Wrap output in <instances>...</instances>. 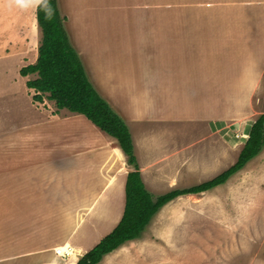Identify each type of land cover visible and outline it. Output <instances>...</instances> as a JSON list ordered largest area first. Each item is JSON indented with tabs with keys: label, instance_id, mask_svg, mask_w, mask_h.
Here are the masks:
<instances>
[{
	"label": "crops",
	"instance_id": "0c3cea01",
	"mask_svg": "<svg viewBox=\"0 0 264 264\" xmlns=\"http://www.w3.org/2000/svg\"><path fill=\"white\" fill-rule=\"evenodd\" d=\"M30 1L36 15L41 0ZM236 1L231 0L228 7L221 3L223 8L218 10L223 11L225 20L219 23L212 21V25L223 24L225 27L219 29L215 45L222 42L227 45L226 52H223L226 66L219 54L221 52L217 51L220 46L211 50L209 33L206 35L204 29L200 31L194 26V32L199 36H193L195 41L192 42L196 47L198 39L202 49L195 50L197 53L188 60L191 64L197 55L193 67L186 71L171 69L172 59L179 58V54L188 57L179 53V43L175 41L179 38V19H176L173 24L176 31L173 38L170 37L175 54H165V60L158 62L164 67L163 71H126V75L120 71L114 77L98 79L102 89L96 86L94 78H89L100 95L127 121L142 179L149 191L153 189L154 193L161 195L182 189L179 182L187 173L193 176L196 169L201 178L208 179L213 174L211 172L217 171V174L228 169L234 164L230 152L234 153L236 146L244 145L254 115L260 113L253 109L251 100L258 86L261 87V81H264V64L256 66L259 56L252 46L264 44V14H261L264 13V3H252L253 13L260 11L261 16L254 20L259 19L256 24L261 28L250 23L254 21L250 19L254 16L251 14L245 18L249 22L248 27L237 29L232 26L233 22L242 20H233L237 17L234 12L247 2L236 4ZM22 2L26 4L28 1ZM151 2L136 0L128 6L124 4L123 9L134 15V21L126 25L139 29L136 36L140 42L150 39L144 34L153 35L149 17L153 10L160 12L154 23L161 30L166 28L164 23L168 20L165 12L173 7L179 8V4L152 7ZM200 8L206 9V12L211 9L206 6ZM206 22L196 21L202 28ZM95 25L100 26L98 22ZM216 28L218 30L219 27ZM188 61L184 60L185 63ZM145 66L148 67V64ZM188 71H197V74ZM233 71H236L235 78L231 76ZM237 71H246L249 78L246 75L240 79ZM92 74L97 76L98 72L91 71ZM257 106L256 101L254 107ZM179 110L188 115L183 117ZM248 112L252 113L245 115ZM79 115L78 118L74 116L77 120H62L64 124L59 129L64 128L63 132L50 122L51 125L44 131L46 134L41 136V142L36 140L37 134L33 138L31 130L17 135L16 132V147L13 144L11 148H0V264H76L83 252L90 250L121 220L126 202L124 175L127 176L128 169H131L127 156L113 137L98 129L84 115ZM51 117L55 116L51 114ZM232 120L240 125L237 136L232 133L235 129L229 126ZM188 128H192L191 133L193 136L196 134V138L186 144L178 143L179 135L184 138L182 134ZM240 136L245 138L240 139ZM193 150L203 158L194 161L190 153ZM245 167L231 178L239 182L236 195L244 194L247 198L248 193H252L247 192L248 186L251 188L253 185L246 178L248 172ZM160 170L164 173H158ZM226 183L205 192L223 188ZM164 184L171 189L162 192ZM191 195L195 193L177 196L170 202ZM255 196L259 198L257 191ZM170 202L165 207L170 208L174 203ZM57 247L75 250L76 259L71 263L73 255H58Z\"/></svg>",
	"mask_w": 264,
	"mask_h": 264
},
{
	"label": "rangeland",
	"instance_id": "374dc122",
	"mask_svg": "<svg viewBox=\"0 0 264 264\" xmlns=\"http://www.w3.org/2000/svg\"><path fill=\"white\" fill-rule=\"evenodd\" d=\"M56 1L70 42L78 52L89 78H94L96 86L102 89L98 79L103 80L107 76L114 77L120 71H124V75L127 74L126 71H144L145 69L147 71H163L164 67L158 62L165 60V54H175L171 49L172 42L170 41L173 39L170 37L173 38V33L176 31L173 27L176 19H179V38L175 41L179 43V53L188 55V57L179 54V58L172 59L171 69L186 71L188 68H192L197 55L195 54L191 64L188 60L194 53H197L195 50L202 49L198 39L197 46L194 47L193 36H199V33L194 31L199 28L200 31L204 29L205 33H202L206 35L209 33L212 41L209 48L214 50L215 38L219 29L222 30L225 27L223 24L212 25V21L219 23L221 20H225L222 17L223 11L218 8H223L220 6L221 3L228 7L231 0H152V7H158V4L162 6L179 4V8L173 7L165 12L166 16L168 15V20L167 23H164L166 28L161 30L154 23L160 12L153 10L152 16L148 13L151 19L150 30H153V35L144 34L145 38L150 37L145 42H140V38L136 36L137 31L139 35V29L137 30L132 25H126V23L131 24L134 21V15L123 9L124 4L128 6L130 2L136 0ZM243 1H246L247 4L240 5L234 12L237 17L233 20H242V22H233L232 26L237 29L248 27L249 22L245 21V18L254 14L253 2L263 1L264 3V0H238L236 4ZM26 2L25 4L22 0H0V148L2 149L11 148L13 144L16 147V138L14 142L16 132L17 135L19 132L31 130L33 138L35 139L37 134L36 140L41 142V136L46 134L44 131L51 123H55L56 129L63 132L64 128L63 130L59 129L62 127L61 124H64L62 120L76 119L80 116L78 113L68 110H58L55 101L49 98V93L42 94L43 99L37 101L34 95L38 93L34 88L28 86V81L36 79L38 74H21L22 67L37 62L38 47L42 39V29L33 9L34 5L30 0H26ZM203 6L210 7V11L206 12L204 11L206 9L200 8ZM193 8L200 11L196 12L192 10ZM258 12L250 19L254 20L264 14ZM30 16L36 27H32V23L28 21ZM197 20L209 21L204 23V28H202L201 24L196 23ZM257 20L259 19L250 23L256 28H261L256 24ZM96 22L100 26H96ZM121 23L125 24L121 25ZM216 27H219L218 30ZM213 30L218 32L214 34ZM150 40L151 42H149ZM219 46L220 50L217 51L221 52L219 54L226 66L227 59H225L224 53L227 45L222 42L216 48ZM252 47L256 48V54L259 56L256 66L261 67L264 64V44H255ZM184 60L188 62L185 63ZM146 64L148 67L145 66ZM247 66L251 67V65ZM91 71H97L98 75H91ZM188 72L197 74V71ZM235 72L233 71L231 74L234 78ZM237 72L240 79L246 75L249 78V73L246 71ZM263 83L264 81H261V87L258 86V90L252 96L251 102L253 101L254 106L256 101L258 104L257 107L253 106V109L260 111L254 115L255 119L252 125L264 113ZM228 103H230L229 100ZM113 109L121 117L119 112L115 108ZM250 113H245V115ZM51 114L55 117L52 118ZM179 114L183 117L188 115L181 110H179ZM50 117L52 120L49 119ZM122 119L128 127L127 121L123 117ZM229 126L236 130L232 133L237 136L236 132H239L240 125L232 120ZM190 129L192 128H188L182 134L185 136L184 138L179 135L178 143L186 144L190 139L196 138V134L193 136ZM243 138L245 137L240 136V139ZM242 141L240 140L241 143H243ZM55 144L58 143L55 142ZM243 147L244 145L236 146L234 153L230 152L234 164ZM190 153L193 155L194 161L203 158L197 151ZM133 154L138 164L134 145ZM259 154L256 159L258 161L254 160L246 167L244 166L248 172L246 178L250 180L249 184L253 185L251 188L248 186L247 192L252 193H248L247 198L244 197V194L236 195L239 190L237 189L239 182L230 177L231 180L226 181L223 188L217 187L210 193L204 191V193H196L192 197L175 199L170 208L164 205L151 218L140 238L126 241L116 249L104 254L97 264H264V147ZM128 166L131 167L128 169V173L135 169L129 163ZM138 169L140 171L141 168L138 167ZM161 172L164 173L163 170L158 171L160 174ZM216 172H211L213 173L211 174L212 178L220 174H215ZM192 174L193 176L191 173H187L182 182H179V188H187L212 179L211 175L209 179L201 178L197 169ZM124 177L127 181V176L124 175ZM170 187L164 184L162 192L169 191ZM256 191L259 196L257 199L256 196L254 197ZM150 192L155 197L159 195V193H154L153 189ZM87 252H83V255Z\"/></svg>",
	"mask_w": 264,
	"mask_h": 264
},
{
	"label": "trees",
	"instance_id": "16d2710c",
	"mask_svg": "<svg viewBox=\"0 0 264 264\" xmlns=\"http://www.w3.org/2000/svg\"><path fill=\"white\" fill-rule=\"evenodd\" d=\"M36 16L42 29L38 59L35 64L21 68L22 75L38 74L36 79L28 81V86L38 93L34 98L41 101L42 94L49 93V98L55 101L57 108H66L71 112L85 115L98 129L116 140L117 145L128 156L127 162L135 168L127 175L126 202L121 220L94 248L80 257L76 264H97L104 254L126 241L140 238L151 218L165 204L177 196L204 192L224 184L262 151L264 113L252 125L235 164L210 180L188 188L171 190L155 197L143 182L125 121L89 80L82 60L70 42L57 1L41 0Z\"/></svg>",
	"mask_w": 264,
	"mask_h": 264
},
{
	"label": "bare ground",
	"instance_id": "6f19581e",
	"mask_svg": "<svg viewBox=\"0 0 264 264\" xmlns=\"http://www.w3.org/2000/svg\"><path fill=\"white\" fill-rule=\"evenodd\" d=\"M28 21L29 22H31L32 24H31V26L32 27H36L34 24H33V22H32V19H31V16L30 17H28ZM33 31L31 30V33H32ZM33 35H35V34H33ZM77 131V130H76ZM77 136V135H76ZM73 138H74V136H73ZM119 148V147H118ZM193 195H191L190 197H192ZM214 211V210H213ZM56 252L59 254V255H61L62 257H64L65 255H73V257H72V261H71V263L76 259L75 257H76V255L77 254H75L74 252H75V250L73 251L71 248H69V247H59V248H57L56 249ZM125 252V251H124Z\"/></svg>",
	"mask_w": 264,
	"mask_h": 264
},
{
	"label": "clouds",
	"instance_id": "9594fccd",
	"mask_svg": "<svg viewBox=\"0 0 264 264\" xmlns=\"http://www.w3.org/2000/svg\"><path fill=\"white\" fill-rule=\"evenodd\" d=\"M69 255H65L64 257H68Z\"/></svg>",
	"mask_w": 264,
	"mask_h": 264
}]
</instances>
